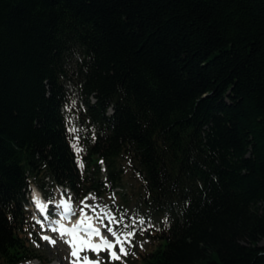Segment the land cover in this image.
<instances>
[{"label":"trees","instance_id":"16d2710c","mask_svg":"<svg viewBox=\"0 0 264 264\" xmlns=\"http://www.w3.org/2000/svg\"><path fill=\"white\" fill-rule=\"evenodd\" d=\"M124 159L160 222L140 264H264V0H0V264L48 263L28 184L100 195Z\"/></svg>","mask_w":264,"mask_h":264},{"label":"rangeland","instance_id":"374dc122","mask_svg":"<svg viewBox=\"0 0 264 264\" xmlns=\"http://www.w3.org/2000/svg\"><path fill=\"white\" fill-rule=\"evenodd\" d=\"M79 100L73 96L71 98L70 104L68 107H65V115L67 121L69 122V128L75 129L77 123V109L81 107ZM123 174L121 178L123 190L121 194L116 193L114 187H109L104 190L100 195H95L94 193L86 194L85 196H75L69 190L61 191L60 187H54L52 189L53 202L59 201L62 197V193H65L67 198H72V203H74V208L76 206L81 207V201H84L86 197H89L85 202L89 205L102 206L106 211H111L112 215L117 219L123 218V222L120 224H112L114 231L120 235V238L123 240L129 231H132L134 235L129 238L130 244H125V247L128 249V254L123 256L119 261H112L109 259L107 252H101L100 258L102 264H140L142 255L151 250L156 244V237L154 236L160 228V222L157 218H151L149 214H146L144 207L141 204L140 198H142V180L137 170L131 166L129 160L124 159L122 161ZM28 193L29 199H31V193L33 189H37L32 184H28ZM38 190V189H37ZM91 197H95L92 199ZM29 209L30 218H33L34 212L36 210L34 205H29L26 207ZM88 212V209H86ZM100 211L96 210V213ZM79 213V209L77 211ZM94 214V213H93ZM72 216V215H71ZM34 219V218H33ZM143 221V224L140 221ZM105 224L108 223L104 222ZM127 225V227H125ZM36 229V227L34 228ZM43 232L42 227H37L35 234L38 236L39 240L35 239L33 236L34 233L30 230L26 232V236L31 240L32 247L34 252L40 255V258L48 261L46 264H70L71 257L69 255L70 251L65 247L62 242H57L55 245L48 243L42 239L41 235ZM104 235L113 239L111 235L104 229ZM29 240V241H30ZM264 243V241L262 242ZM118 251V249H117ZM89 256L91 260L97 259V254L94 253H84ZM82 254V255H84ZM27 264H42L37 260H32Z\"/></svg>","mask_w":264,"mask_h":264},{"label":"snow or ice","instance_id":"6c2138e0","mask_svg":"<svg viewBox=\"0 0 264 264\" xmlns=\"http://www.w3.org/2000/svg\"><path fill=\"white\" fill-rule=\"evenodd\" d=\"M75 131V129H72ZM75 147V145H74ZM79 152L80 149L76 148ZM82 167V165H81ZM95 199V197H91ZM89 199L86 197L84 201H81V207L79 209V218L76 223L71 227H66L63 223L57 222L55 227H51L49 230L56 233L64 243L68 244L70 248V257L72 258L70 264H102L100 253L107 252L109 259L112 261H119L123 256L128 254V249L125 244H130L129 238H131L134 233L129 231L126 237L122 240L120 235L114 231L112 224H120L123 222V218L117 219L112 215L111 211H105L101 208L99 213H96L97 205H89L85 201ZM37 207L42 211L45 206L40 203L39 197H34ZM72 198L69 197L67 200L61 199L58 207L62 208L61 218L67 219L69 216L74 215V209L71 202ZM85 209L93 212L94 215H88ZM107 220L108 223L105 224L104 221ZM98 222L99 226H97ZM37 223H41L37 221ZM143 224V221H140ZM43 228V224H41ZM127 227V225H125ZM101 228L106 229V231L113 237L112 240L105 237ZM42 239L48 243L55 245L56 240L44 235ZM118 249V251H117ZM94 252L97 254L96 260H91L88 255L82 253Z\"/></svg>","mask_w":264,"mask_h":264},{"label":"bare ground","instance_id":"6f19581e","mask_svg":"<svg viewBox=\"0 0 264 264\" xmlns=\"http://www.w3.org/2000/svg\"><path fill=\"white\" fill-rule=\"evenodd\" d=\"M92 101H94V99L92 98ZM35 197H39L38 195H35ZM39 200H40V203L42 204V205H44V203H43V201L41 200V198H39ZM88 215H89V213L87 212V211H85ZM79 218V217H78ZM77 218V219H78ZM76 219V220H77ZM73 222V221H72ZM94 223H95V221H94Z\"/></svg>","mask_w":264,"mask_h":264}]
</instances>
